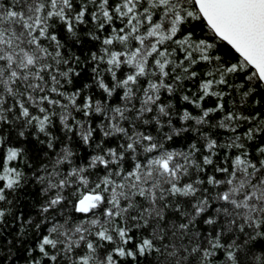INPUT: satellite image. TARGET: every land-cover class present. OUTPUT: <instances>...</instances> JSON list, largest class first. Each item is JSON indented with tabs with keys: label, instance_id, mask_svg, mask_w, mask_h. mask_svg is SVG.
<instances>
[{
	"label": "snow or ice",
	"instance_id": "1",
	"mask_svg": "<svg viewBox=\"0 0 264 264\" xmlns=\"http://www.w3.org/2000/svg\"><path fill=\"white\" fill-rule=\"evenodd\" d=\"M0 264H264V0H0Z\"/></svg>",
	"mask_w": 264,
	"mask_h": 264
}]
</instances>
